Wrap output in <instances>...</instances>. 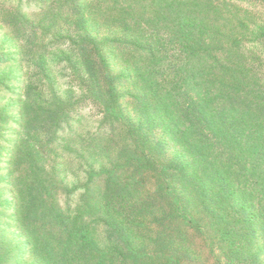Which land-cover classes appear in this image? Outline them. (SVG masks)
Listing matches in <instances>:
<instances>
[{
    "label": "trees",
    "instance_id": "1",
    "mask_svg": "<svg viewBox=\"0 0 264 264\" xmlns=\"http://www.w3.org/2000/svg\"><path fill=\"white\" fill-rule=\"evenodd\" d=\"M63 1L66 24L85 33L71 66L109 131L88 145L102 163L85 170L74 202L80 186L41 155L78 107L67 97L32 112L29 83L19 108L32 141L10 162L13 203L0 202L21 240L11 245L0 217V264H184L204 252L216 264H264V0H242L239 15L226 0H98L130 32L110 44L135 68L141 97L122 92L131 79L88 33L85 0ZM257 8L260 23L248 11ZM6 24L37 53L35 23L17 12Z\"/></svg>",
    "mask_w": 264,
    "mask_h": 264
},
{
    "label": "rangeland",
    "instance_id": "2",
    "mask_svg": "<svg viewBox=\"0 0 264 264\" xmlns=\"http://www.w3.org/2000/svg\"><path fill=\"white\" fill-rule=\"evenodd\" d=\"M55 1L0 0V54L10 56L8 64L0 66V80L4 81L0 87V114L3 118L0 122V202L5 201V204L6 202L11 204L14 201V194L8 186L14 179L10 162L13 164L18 147L29 145L32 141L24 135L26 131L23 129L24 122L31 117L19 108L22 104L20 102L26 98L25 88L29 83H32L38 92L37 95L33 93V98L27 102L32 105V112L51 111L50 104L56 99L67 100V97H72L73 108L78 107L70 114L69 122L58 132L57 142L45 149V153L41 155L48 166H56L60 173L58 177L60 182L64 181L71 187L80 186L75 190L74 202L82 192L85 170L92 167L98 170L102 163H97L100 161L98 157L91 158L95 153V147L88 148V145L95 144L102 134L107 136L109 131L103 130L102 113L86 98V89L84 90L80 83L78 72L71 66L76 62L75 46H78L85 33L75 30L74 24H66L65 18L70 13L69 6L64 1L61 3H55ZM226 1L231 2L238 15L240 11H245L244 7L248 5V2L242 0ZM84 3L87 4L88 9L86 16L88 33L95 38L99 46L104 48L113 72L131 79L122 92L141 97L144 93L143 88L138 80L133 81L137 74L135 68L130 67L126 59L118 57L113 51L114 46L110 44L117 39L130 38V32L124 31L119 26L120 19L116 15V10L106 9L109 6L106 1L85 0ZM248 11L255 23L261 22L262 8ZM17 12L39 28L35 29L34 34L40 48L36 49L37 53L31 51L25 54L26 42L20 40L6 24ZM248 52L253 50L250 49ZM134 61L131 57L130 62ZM125 102L128 107H133L131 100L127 99ZM170 144L173 147L171 153L179 150L171 143V140ZM35 146L39 147L37 144ZM101 159L103 163L106 160ZM145 192L148 193V191ZM12 214L13 212L5 207L0 209L1 232L12 240L11 245L21 240ZM216 263V256L213 257L204 252L201 255L198 254L196 259L184 264ZM19 264H37V261L33 257H27Z\"/></svg>",
    "mask_w": 264,
    "mask_h": 264
}]
</instances>
